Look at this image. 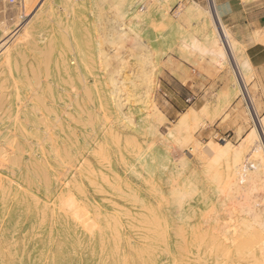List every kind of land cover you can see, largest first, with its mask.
Returning a JSON list of instances; mask_svg holds the SVG:
<instances>
[{"label":"rangeland","instance_id":"rangeland-1","mask_svg":"<svg viewBox=\"0 0 264 264\" xmlns=\"http://www.w3.org/2000/svg\"><path fill=\"white\" fill-rule=\"evenodd\" d=\"M24 2L0 0V264H148L146 222L153 215L169 211L195 213L196 219L204 220L203 229L212 228V232L223 224L236 226L244 217L255 225L262 223L260 227L264 229V184L255 186L249 180L246 189L240 191L233 183L238 175H231L232 150L220 158L212 157L210 152L226 143L239 148L246 134L255 130L259 135L254 134L257 137L253 145H260L264 151L259 124L264 117V90L252 82L250 70L238 73L236 64L242 59V50L221 26L234 45L231 50L226 46V38L211 12V0L202 8L185 0H124L122 11L114 0ZM124 9L127 17H122ZM113 13L118 16L114 18ZM118 23L129 29L120 31ZM191 38L214 43L224 51L223 60L201 55L188 44L181 45ZM80 54L83 74L77 66ZM139 57L145 62L151 60V66L147 63L150 67L146 68L152 70V90L147 99L140 98L142 103L126 105L122 112L127 118H122L108 96V71L115 65V79L126 74L133 83H139L133 76L138 70L135 65L143 61ZM67 69L74 74V89L85 92L83 131L69 132L63 142L56 137L59 157L52 154L50 163L45 164L37 138L42 140L48 134L42 129L39 135L36 133L41 112L54 105L50 116L55 122L52 135L58 133L60 124L67 129L70 126V130L80 125L69 117L75 105L74 97L70 100V95L65 94L74 90ZM129 80L126 87L133 90ZM184 114L188 119L180 127ZM118 117L120 122L116 121ZM109 123L120 131L115 135L119 141L106 133ZM97 135H105L100 157L94 155L99 152L95 144L100 140L94 142ZM116 141L121 144L120 150ZM125 141L129 151L123 148ZM87 145H92L89 151L84 150ZM249 150H244L243 160L249 157V153L244 155ZM66 155L71 163L81 159L83 164L86 161L93 165L95 181H89L83 170L79 171L80 165L74 170L71 163L63 167L59 161ZM101 174L107 180L100 178ZM177 199L183 200L180 203ZM249 200H254L257 207L252 208ZM243 201L252 203L247 205L251 210ZM115 219L120 226L114 225Z\"/></svg>","mask_w":264,"mask_h":264},{"label":"bare ground","instance_id":"bare-ground-1","mask_svg":"<svg viewBox=\"0 0 264 264\" xmlns=\"http://www.w3.org/2000/svg\"><path fill=\"white\" fill-rule=\"evenodd\" d=\"M26 2H24L25 4H28L29 3H32L33 0H25ZM40 1V0H39ZM115 2V5H116V8L117 9H121L122 11V8L124 7V0H114ZM143 2V1H142ZM40 3V2H39ZM195 3V2H193ZM197 3V2H196ZM195 3V4H196ZM35 4V3H33ZM146 4V3H145ZM144 4V5H145ZM198 4V3H197ZM30 5V4H29ZM28 5V6H29ZM31 6V5H30ZM39 6V5H38ZM37 6V8H38ZM147 6V5H146ZM194 6V5H193ZM200 6V5H198ZM36 7V6H35ZM58 7V6H57ZM201 7V6H200ZM33 8V7H32ZM196 8V7H195ZM199 8V7H198ZM214 8V7H213ZM212 8V9H213ZM28 9H31L30 7H28ZM116 9V10H117ZM180 9V8H179ZM200 9V8H199ZM115 10V11H116ZM27 11V10H26ZM63 11V10H62ZM126 9L123 10L122 12V17H127L126 14ZM140 7H139V12H140ZM116 13V12H115ZM118 13V11H117ZM213 13V12H212ZM38 14V13H37ZM215 14V12H214ZM40 15V14H39ZM115 14L113 13V16ZM216 15V14H215ZM115 16H118V15H115ZM114 16V18H115ZM218 16V15H217ZM121 17V18H122ZM211 17V16H210ZM37 18V17H36ZM118 17H116L117 19ZM120 18V19H121ZM115 19V20H116ZM119 19V21H120ZM209 19V18H208ZM216 19V18H215ZM123 20V19H122ZM128 20V19H127ZM126 20V21H127ZM118 21V20H117ZM129 21V20H128ZM186 21V20H185ZM124 22V20L122 21ZM50 23V22H49ZM51 24V23H50ZM59 24V23H58ZM119 24V23H118ZM217 24V23H216ZM220 25V24H218ZM24 26V25H23ZM26 26V25H25ZM28 26V25H27ZM122 26H126V27H122ZM118 27H120V31L124 30L125 28H128L126 24H119ZM218 27V30L220 29V31L222 32V35L224 36V39H225V44L226 46L228 47L229 50H231L232 46H234L233 44L230 43V39L227 40V37L225 36L224 32H223V29L221 30V25H220V28L219 26ZM21 28V27H20ZM129 29V28H128ZM102 32H104L103 28L101 29ZM131 30V29H130ZM23 31V30H22ZM29 31V29H28ZM65 31V30H64ZM216 31H217V28H216ZM26 32V30H25ZM220 32V33H221ZM24 33V32H23ZM27 33V32H26ZM115 33V32H114ZM123 33V32H121ZM214 33H215V30H214ZM260 33V32H259ZM20 34V33H19ZM28 34V33H27ZM117 34V33H116ZM25 35V34H24ZM115 34H113L114 36ZM27 36V35H26ZM29 36V35H28ZM39 36V35H38ZM100 36V35H99ZM118 36V35H117ZM121 36V35H120ZM222 36V38H223ZM23 37V36H22ZM125 37V36H124ZM128 37V36H127ZM24 38V37H23ZM23 38L21 39V41H23ZM203 38V37H202ZM139 39V38H138ZM141 39V38H140ZM19 40V39H18ZM109 42V41H108ZM112 42V41H110ZM188 42V43H186ZM26 43V37H25V42ZM35 43V42H34ZM184 43L186 44H181V45H184L186 47V45L188 44L189 45V48L191 47L192 49H195L199 52V54L201 55H207V56H210L213 57V59H218V60H223L222 58L224 57V51L221 50V49H218L216 48V46L214 47V43H212L211 41H206V42H199L197 39L195 38H191L190 40H186L184 41ZM99 44V43H98ZM109 44V43H108ZM112 44V43H111ZM27 45V44H26ZM35 45V44H34ZM48 45V44H47ZM100 45V44H99ZM102 46V45H100ZM111 46V45H110ZM49 47V46H48ZM103 47V46H102ZM141 47V46H140ZM50 48V47H49ZM188 48V47H187ZM44 49V48H43ZM100 50L102 48H99ZM146 49V48H145ZM35 50V49H34ZM48 50V49H47ZM50 50V49H49ZM144 50V48H143ZM51 51V50H50ZM101 52H104L103 50H101ZM45 53V52H44ZM47 53V52H46ZM43 54V53H42ZM41 54V55H42ZM98 54V52H97ZM22 55V53H21ZM103 55V54H101ZM124 55V54H123ZM144 55V54H143ZM153 55V54H151ZM150 55V56H151ZM233 55V54H232ZM44 56V54H43ZM49 56V54H48ZM99 56V55H98ZM97 56V57H98ZM136 56H140V55H137ZM152 57V56H151ZM203 57V56H202ZM231 57V56H230ZM229 57V58H230ZM22 58V57H21ZM102 58V57H101ZM125 58V56H124ZM130 59V57H128ZM141 58V57H139ZM117 59V58H116ZM138 59V57L136 58ZM142 59V58H141ZM144 59V58H143ZM142 59V60H143ZM161 59V58H159ZM26 59H24L25 61ZM48 60V58H47ZM126 60V59H125ZM44 61V60H43ZM106 60H104L105 62ZM124 61V59H123ZM137 62L139 60H136ZM148 61V59H147ZM151 60H149L148 62H145L144 60L141 61L139 64L135 65L136 68H138V70L136 71V74L133 75L134 78H137V80L139 81V83H133L132 80H129V75L126 76L125 75H122L121 78H114L115 76H117V72L115 71V65H111L110 66V70L108 71L110 73L111 76L108 77V80H109V86H108V96H109V99L110 101H112L116 107V109L118 110V113L121 115L122 118H127L125 117L126 113L125 112H122L123 108L128 105V104H133L131 102H137L139 103L141 100L140 98H145L147 99L150 95V91L152 90V86L150 83L153 79L150 78L151 76V73H152V70L151 72L147 71V68L146 67H150L151 64H149ZM126 62V64L128 63L127 61H124ZM123 62V63H124ZM215 62V61H214ZM216 62H219L216 60ZM45 64V61L43 62ZM42 63V64H43ZM89 62L86 63V65H88ZM130 63V62H129ZM147 63L148 65L150 66H147ZM236 63V62H234ZM233 63V64H234ZM95 64H97L95 62ZM99 64V62H98ZM97 64V65H98ZM102 64H103V61H102ZM125 64V65H126ZM134 64V63H133ZM220 64V63H218ZM122 65V64H121ZM132 65V64H131ZM77 66H80L81 67V71L82 74H83V54H80L79 55V59H77ZM99 66V65H98ZM128 66V65H127ZM44 67V66H43ZM108 67V66H105V68ZM122 67L124 68V64L122 65ZM129 68L128 69H132L130 68V66H128ZM119 68V67H117ZM121 68V66H120ZM122 68V69H123ZM235 68V67H234ZM236 68L238 69V73L240 74H243V72H246L250 69V64L249 62L246 60V59H241L240 62L238 64H236ZM44 69L46 70V67H44ZM92 70L95 69V66L92 65L91 67ZM149 69V68H148ZM151 69V68H150ZM23 70V69H22ZM44 70V71H45ZM101 70V69H100ZM104 70V69H103ZM118 71V69H116ZM121 70V69H120ZM124 70V69H123ZM134 70V69H133ZM132 70V71H133ZM31 71V70H30ZM38 71V69H37ZM48 71V70H46ZM45 71V72H46ZM63 71H64V68H63ZM127 71V70H126ZM135 71V70H134ZM57 72V71H56ZM75 72V71H74ZM116 72V75H114V73ZM25 73V71H24ZM38 73V72H37ZM104 73V72H103ZM124 73V72H123ZM33 74V73H32ZM35 74V73H34ZM67 74H68V77L69 79L71 80V82L69 83L70 84V87H72V89H74L75 87V83L73 82L74 81V74H72V71H70V69H67ZM119 74V73H118ZM130 74H131V71H130ZM45 75V74H44ZM34 77L36 75H33ZM46 76V75H45ZM44 76V77H45ZM132 76V75H131ZM238 76V75H237ZM38 77V76H37ZM118 77V76H117ZM25 78V77H24ZM33 78V77H32ZM39 78V77H38ZM235 78V76H234ZM28 79V78H26ZM37 79V78H36ZM35 79V81H36ZM118 79V80H117ZM131 84V87H133V90L129 89L128 87H126V84L128 82V80ZM131 79V78H130ZM42 80H45V79H42ZM41 80V81H42ZM234 80V79H233ZM242 80V79H241ZM27 81V80H26ZM83 82V81H82ZM28 83V81H27ZM38 83V82H37ZM65 83V82H64ZM237 83V82H236ZM239 83V82H238ZM29 85V83L27 84ZM34 85H36V83H34ZM38 85V84H37ZM40 85V84H39ZM141 85V86H140ZM237 85V84H236ZM243 85V84H242ZM241 87V86H240ZM141 90L139 92V89ZM238 88V86H237ZM246 88V87H245ZM244 88V90H246ZM49 89V88H48ZM32 90V88H31ZM37 90V89H36ZM86 90V89H84ZM40 91V90H39ZM132 91V93L130 92ZM133 91L135 93H133ZM238 91V89H237ZM41 92V91H40ZM35 93V92H34ZM74 93V94H73ZM83 93L85 92H79L77 91V89H74L72 91H69V93H66L65 94L67 95H70V100H72L74 97V105L75 107L73 108V111H70L69 112V117H71L72 121H75L77 120L79 122L80 125H75V126H72V129L70 130V126L69 128L67 129L64 125H59V131L58 133H55L52 135V129L53 127L55 126V122H53V120H51L52 117L51 116V112L53 111L54 109V105L52 104L49 108L45 109L46 112L42 111L41 115L42 117H40L38 120H37V124H36V133H38L39 135V131L40 129H42L43 131H45L48 136H44L41 140V138H37V145H38V149H39V152H40V157L45 160V164H49L50 163V160H51V156L52 154H54V156L57 158L59 157V148H60V145L58 144L56 137H59V139L63 142L65 138H67L68 136V133H74V134H77L79 131L82 132L83 131ZM245 93V92H244ZM73 94V96H72ZM89 95V93H86ZM85 94V95H86ZM67 95V97H68ZM242 95V93H241ZM152 96V95H151ZM225 96V95H224ZM245 96V94H244ZM29 97V96H28ZM36 97V96H35ZM34 97V99H35ZM41 97V96H40ZM39 97V98H40ZM136 97V98H134ZM248 97V96H247ZM246 97V98H247ZM87 98V96H86ZM151 98V97H150ZM245 98V97H244ZM60 99V98H59ZM89 99V98H88ZM144 99V101H145ZM249 99V98H248ZM29 100V98L27 99ZM36 100L39 102V100L37 99L36 97ZM242 100V99H241ZM251 100V99H250ZM149 101V100H148ZM147 101V102H148ZM246 101V100H244ZM44 103V102H43ZM42 103V104H43ZM70 103V102H69ZM142 103V102H140ZM251 103V102H250ZM143 104L145 105V103L143 102ZM148 104V103H147ZM146 104V105H147ZM239 104V103H238ZM248 104V103H247ZM69 105V104H68ZM153 105V104H152ZM151 105V106H152ZM155 105V104H154ZM153 105V106H154ZM66 106V104L64 105ZM150 107V106H149ZM155 108V107H154ZM24 109V108H23ZM148 109V108H147ZM35 110L37 111L36 107H35ZM149 110V109H148ZM95 112V111H93ZM39 113V112H38ZM53 113V112H52ZM87 113V111H86ZM189 113V112H188ZM190 113H193L192 111ZM189 113V114H190ZM88 114V113H87ZM61 115V114H60ZM65 115H68L67 113ZM64 115V116H65ZM185 115V114H184ZM194 115V114H191V116ZM124 116V117H123ZM128 116V115H127ZM131 116V115H130ZM159 116V115H158ZM68 117V116H66ZM88 117V116H87ZM194 117V116H192ZM75 118V120L73 119ZM90 118V117H89ZM121 118V119H122ZM133 118V117H132ZM263 118V119H262ZM262 120L263 122L262 123H259L258 119V123L261 124V127H262V130L263 131V137H264V117L262 116ZM56 119V118H55ZM91 119V118H90ZM89 119V120H90ZM118 119H120L119 117L117 118L116 121H118ZM128 119H130L131 121H133V119H131V117H129ZM181 121H180V127L181 126H184L186 125V120L188 119L187 116H182V118H180ZM23 120V119H22ZM104 120V119H103ZM261 120V121H262ZM107 121V120H106ZM110 121V120H109ZM130 121V122H131ZM160 121V120H159ZM192 121V118L191 120ZM255 121V122H257ZM260 121V122H261ZM76 122V121H75ZM91 122V120H90ZM120 122V121H118ZM117 122V123H118ZM26 123V121H25ZM87 123L89 124V122L87 121ZM93 123V122H92ZM105 124H107L106 122H104ZM202 123V122H200ZM59 124V122H58ZM91 124V123H90ZM132 124V123H130ZM182 124V125H181ZM184 124V125H183ZM203 124V123H202ZM40 125V127H39ZM178 125V126H179ZM189 125V124H188ZM197 125V124H196ZM90 126V125H89ZM135 126V125H134ZM199 126V125H198ZM106 127V126H105ZM180 127L178 128L177 126L175 128H178L180 129ZM187 127V126H186ZM129 128V127H128ZM158 129V128H157ZM184 129V127H183ZM177 130V129H176ZM175 130V131H176ZM255 130V129H253ZM23 131V130H22ZM24 132V131H23ZM119 130L117 127H115V125L113 124H110L109 123V126L106 128V133L109 134L110 136H114V141L115 139L117 138L115 135L116 134H119ZM177 132V131H176ZM257 130H255L254 132L250 131L248 134H246V137L244 138V142L242 145H240L239 148H231L227 143L225 145H221V147H217L215 149H213V151H210L212 152V155H210V157H218L220 158V155L223 157V154H226L228 152V150H232V154H231V166H232V174L231 175H238L237 178H234V184L240 188L239 190L242 191L245 190L246 186L245 184L251 180L252 182L255 183V186H258V185H263L264 184V151L262 149V147L260 145H253L254 144V139L255 137L257 136H254V134H257ZM20 133V132H19ZM169 134V133H168ZM62 137H61V136ZM259 135V134H257ZM71 136L74 137L73 134H71ZM23 137V136H22ZM104 137L105 135H102L101 137H95L94 138V142L96 140H100V142L96 143L95 145L97 146V151L99 152H96V157H100V152H101V149L103 147V144H102V140H104ZM262 137V138H263ZM174 138V137H173ZM177 138V137H176ZM118 139V138H117ZM132 139V138H131ZM175 139V138H174ZM10 141V140H9ZM6 142V143H9ZM69 141V140H68ZM119 141V139L117 140ZM116 141V144H118V149L120 150V146L121 144L119 142ZM128 141V139H127ZM125 141L124 142V146L123 148H125L126 150H130V145L128 144V142ZM134 141V140H133ZM258 142V141H257ZM264 142V141H263ZM5 143V144H6ZM134 143V142H133ZM241 143V142H240ZM120 144V146H119ZM155 144V143H154ZM259 144V142H258ZM9 145V144H8ZM16 145V143H15ZM93 145V144H92ZM91 145V146H92ZM151 145V144H150ZM253 145V146H252ZM91 146L90 145H87L84 147V150L85 151H89L91 149ZM17 147V145H16ZM15 147V148H16ZM29 148V147H28ZM95 148V147H94ZM17 149V148H16ZM249 150V152H245V154H250L249 157H247L245 160H243V152L244 150ZM63 150V149H62ZM179 150V149H178ZM2 150H0L1 152ZM22 150H20L21 152ZM83 151V150H82ZM64 152V151H62ZM208 152V150H207ZM23 153V152H22ZM95 153V151H94ZM83 152L80 153V157L83 158ZM3 155V154H2ZM107 155V154H106ZM172 156V155H171ZM203 156V155H202ZM227 156V155H226ZM248 156V155H246ZM105 157V156H104ZM211 157V158H212ZM215 157V158H216ZM68 158V159H67ZM138 158V155L135 157V159ZM19 159V158H18ZM102 159H103V156H102ZM120 159V158H119ZM173 159V158H172ZM218 159V158H217ZM216 159V160H217ZM20 160V159H19ZM81 160V159H80ZM80 160L77 161L74 160L71 161L69 160V157H67L66 155V158L65 159H61L59 162L61 163V165L63 167H66V165L68 166L70 163L71 167H73V170L77 168V165L79 167V171L83 170V174L85 175V177L89 180V181H95V176H94V168H93V165H89L86 163L85 161V164H83L82 162H80ZM121 160V159H120ZM215 160V159H214ZM219 160V159H218ZM9 161V160H6V162ZM11 161V160H10ZM18 162V161H17ZM56 162V161H55ZM106 162V161H105ZM208 162V161H207ZM37 163V162H36ZM43 163V162H42ZM80 163V164H79ZM11 164V162H10ZM140 164H143L142 161H140ZM19 164H17L18 166ZM109 168H111L112 164L111 163H108L107 164ZM178 166V165H177ZM35 167V166H34ZM40 167V166H39ZM142 167H145L144 165H142ZM18 169V167H16ZM108 168V169H109ZM36 169H37V166H36ZM38 170V169H37ZM85 170V171H84ZM42 171V170H41ZM66 172V171H65ZM42 173L44 174V171H42ZM42 174V175H43ZM61 174V173H60ZM100 174V173H99ZM44 176V175H43ZM102 179L106 178L107 180V177H105L104 174H101L100 175ZM119 175L118 174H115V178L118 179ZM54 177V176H53ZM72 177V176H71ZM43 178V177H42ZM45 178V177H44ZM65 178V176H64ZM231 178V177H230ZM47 179V178H46ZM73 179H75V176L73 177ZM8 180V179H7ZM101 180V179H100ZM233 180V179H232ZM74 181V180H73ZM109 183V182H108ZM10 184V183H9ZM232 184V183H231ZM241 184V185H240ZM45 185V184H44ZM233 185V184H232ZM234 186V185H233ZM244 186V187H243ZM1 187V186H0ZM76 189H78V185L75 186ZM74 187V189H75ZM153 187V186H152ZM235 187V188H237ZM243 187V188H242ZM19 188V187H18ZM237 188V189H238ZM185 189V188H184ZM3 190V189H2ZM5 190V189H4ZM98 191V190H97ZM238 191V190H237ZM239 191V192H240ZM68 192V191H66ZM194 193V192H193ZM68 194V193H67ZM180 194V192H179ZM178 194V196H179ZM8 195V194H7ZM62 195V194H61ZM81 195V193H80ZM184 194H181L180 196L183 197ZM65 196V195H64ZM67 196V195H66ZM185 196V195H184ZM60 199H61V196L59 195ZM69 197V196H67ZM67 197H66V200H67ZM71 198V197H70ZM179 198V197H178ZM35 199V198H34ZM69 199V198H68ZM53 200V199H52ZM62 200V199H61ZM64 200V201H66ZM107 200V199H106ZM178 200V199H177ZM183 200V199H180L178 200L179 202ZM258 199H255V202H257ZM39 201V200H37ZM35 201V202H37ZM62 201V203H64L66 205V203ZM68 201V200H67ZM109 201V200H108ZM248 201V200H247ZM244 202L243 204H245V206L243 205V207L247 208L248 206H250V204L253 203L254 200H249V202ZM260 201V199L258 200ZM262 201V200H261ZM59 202V200H58ZM70 202V205H71V201ZM73 202V201H72ZM75 202V201H74ZM177 202V201H176ZM175 202V203H176ZM34 203V202H33ZM38 203V202H37ZM61 203V202H60ZM181 203V202H180ZM179 203V204H180ZM247 203V204H246ZM68 204V203H67ZM75 204V203H74ZM73 204V205H74ZM113 204V203H112ZM167 204V203H166ZM177 204V203H176ZM224 204V202H223ZM255 204H258V203H255ZM54 205V204H53ZM115 205V204H114ZM227 205V204H226ZM229 205V204H228ZM248 205V206H247ZM62 206V205H61ZM67 206V205H66ZM72 206V205H71ZM83 206V205H82ZM181 206H183L181 204ZM225 206V204H224ZM252 208L253 206L254 207H257L254 205H251ZM116 207V206H115ZM180 207V206H178ZM226 207V206H225ZM242 207V208H243ZM62 208V207H60ZM66 208V207H65ZM118 208V207H117ZM120 208V206H119ZM223 208V207H222ZM227 208H229V206H227ZM226 208V209H227ZM238 208V207H235V209ZM240 208V207H239ZM63 209V208H62ZM60 209V210H62ZM68 209V208H67ZM71 209V208H70ZM69 209V210H70ZM83 209V208H82ZM230 209V208H229ZM241 209V208H240ZM238 209V210H240ZM249 210L250 207H248ZM77 210V209H76ZM232 211V213L234 212L232 209H230ZM229 210V211H230ZM247 210V209H245ZM63 212H65L64 210H62ZM169 211V210H168ZM222 211V209H221ZM220 211V212H221ZM230 211V212H231ZM237 211V210H235ZM67 212V211H66ZM65 212V213H66ZM72 212H75L72 211ZM224 212V210L222 211ZM228 212V211H227ZM149 213V212H147ZM154 213V212H153ZM152 213V214H153ZM206 213V211H205ZM210 213H211V210H210ZM219 213V212H218ZM226 213V212H225ZM224 213V214H225ZM230 213V214H232ZM254 213V212H253ZM256 213V212H255ZM74 214V213H73ZM120 214V213H119ZM217 214V213H216ZM234 214V213H233ZM236 214H241L240 212ZM69 215V214H68ZM76 215V214H75ZM135 215V214H134ZM243 215V214H242ZM252 215V213H251ZM51 216V215H50ZM205 216V215H203ZM231 216V215H230ZM245 216V215H244ZM69 217H71L69 215ZM81 217V216H80ZM130 217V216H129ZM196 214L193 213V215H190L189 213H187L186 211L184 210H179L178 212H176L175 214H172V212H164L162 213L160 216H154L153 217H150L149 221L146 222V229L148 233L147 235V258H148V264H264V233H263V230L261 229L260 226H262V223H257V225L253 224L254 222H250L249 219L247 218H242L238 224L235 226V225H230L232 229H230V226L228 227L227 225L223 224L224 226L222 228H218L215 232V229L216 227L214 228V232H212V228L209 230L207 229V227L205 229H203V227L201 226V224H203V221L200 220V219H196ZM201 217V216H200ZM215 217V216H214ZM259 217V216H258ZM73 218V216H72ZM98 218V217H97ZM203 218V217H202ZM213 218V217H212ZM233 218V217H232ZM254 218L255 217V214H254ZM75 219V218H73ZM88 219V218H87ZM209 219V218H207ZM228 219H229V215H228ZM239 219V218H238ZM250 219L254 220L253 218L250 217ZM93 220V219H92ZM112 220V219H110ZM214 220V219H213ZM231 220V219H230ZM235 220V219H234ZM258 220V219H257ZM260 220V218H259ZM262 220V219H261ZM217 221V220H216ZM232 221V220H231ZM264 222V220H262ZM91 222V220H90ZM235 222V221H234ZM232 222V224L234 223ZM261 222V221H259ZM86 223V221H85ZM137 223V221H136ZM217 223V222H216ZM215 223V224H216ZM226 223V221H225ZM231 223V222H230ZM87 224V223H86ZM92 224V222H91ZM117 224V225H116ZM139 224V222H138ZM207 224V221L206 223ZM227 224V223H226ZM235 224V223H234ZM96 225V224H95ZM108 225V223H107ZM113 225V224H112ZM116 227L120 226V224L118 223V221L115 219V224H114ZM145 225V224H144ZM204 225V224H203ZM259 225V226H258ZM264 225V224H263ZM94 226V225H93ZM92 226V227H93ZM133 226V225H132ZM214 226V225H213ZM216 226V225H215ZM222 226V225H221ZM227 227L229 229H227ZM234 227V228H233ZM113 228V227H112ZM263 228V227H262ZM82 229V228H81ZM93 229V228H92ZM96 229V228H95ZM135 229H138V228H135ZM141 230V229H140ZM99 231V229L97 230ZM114 231V230H113ZM112 231V232H113ZM117 233V231H116ZM91 234V233H90ZM115 234V233H114ZM263 235V237H262ZM115 236V235H114ZM146 237V236H145ZM112 239V238H111ZM118 239V237H117ZM144 240V241H145ZM114 243V242H113ZM119 243V241L117 242ZM102 244V243H101ZM101 248V247H100ZM135 250V249H134ZM117 251V249H116ZM136 253V252H135ZM141 255V254H140ZM137 256V255H136ZM142 264V263H141Z\"/></svg>","mask_w":264,"mask_h":264},{"label":"crops","instance_id":"crops-1","mask_svg":"<svg viewBox=\"0 0 264 264\" xmlns=\"http://www.w3.org/2000/svg\"><path fill=\"white\" fill-rule=\"evenodd\" d=\"M185 1L197 2L202 8L208 6L209 0ZM211 3L216 23L226 29L231 41L242 50L240 56L249 62L254 76L252 82L264 90V0H211Z\"/></svg>","mask_w":264,"mask_h":264},{"label":"built area","instance_id":"built-area-1","mask_svg":"<svg viewBox=\"0 0 264 264\" xmlns=\"http://www.w3.org/2000/svg\"><path fill=\"white\" fill-rule=\"evenodd\" d=\"M9 2H13V1H16V0H8ZM18 1H20L21 2V0H18Z\"/></svg>","mask_w":264,"mask_h":264}]
</instances>
